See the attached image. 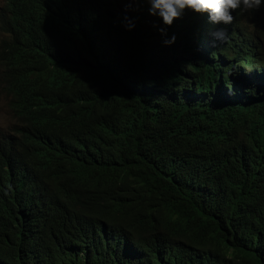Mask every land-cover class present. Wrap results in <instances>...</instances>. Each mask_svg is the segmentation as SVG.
I'll return each instance as SVG.
<instances>
[{
	"label": "trees",
	"instance_id": "1",
	"mask_svg": "<svg viewBox=\"0 0 264 264\" xmlns=\"http://www.w3.org/2000/svg\"><path fill=\"white\" fill-rule=\"evenodd\" d=\"M150 8L4 0L0 264H264V0Z\"/></svg>",
	"mask_w": 264,
	"mask_h": 264
},
{
	"label": "clouds",
	"instance_id": "2",
	"mask_svg": "<svg viewBox=\"0 0 264 264\" xmlns=\"http://www.w3.org/2000/svg\"><path fill=\"white\" fill-rule=\"evenodd\" d=\"M147 2L151 5L149 14L155 15L158 11L164 25L171 26L180 18L181 13L188 9L202 19L203 24L210 28L211 33L216 35L220 42H226L227 32L224 29L218 30L219 24H231L234 19L232 12L237 9L242 11L258 9L262 0H147ZM127 27L131 30L134 25L129 23ZM175 42L176 36L172 35L165 45H172Z\"/></svg>",
	"mask_w": 264,
	"mask_h": 264
},
{
	"label": "rangeland",
	"instance_id": "3",
	"mask_svg": "<svg viewBox=\"0 0 264 264\" xmlns=\"http://www.w3.org/2000/svg\"><path fill=\"white\" fill-rule=\"evenodd\" d=\"M4 0H0V7L3 5ZM12 120L10 119V112L7 106V100L0 95V130L10 128Z\"/></svg>",
	"mask_w": 264,
	"mask_h": 264
},
{
	"label": "bare ground",
	"instance_id": "4",
	"mask_svg": "<svg viewBox=\"0 0 264 264\" xmlns=\"http://www.w3.org/2000/svg\"><path fill=\"white\" fill-rule=\"evenodd\" d=\"M260 66V65H259Z\"/></svg>",
	"mask_w": 264,
	"mask_h": 264
}]
</instances>
